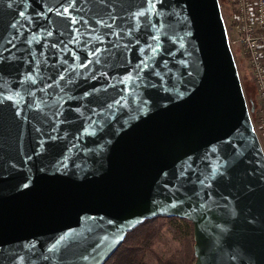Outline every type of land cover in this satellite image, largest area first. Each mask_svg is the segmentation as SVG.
I'll list each match as a JSON object with an SVG mask.
<instances>
[{"label": "water", "instance_id": "1", "mask_svg": "<svg viewBox=\"0 0 264 264\" xmlns=\"http://www.w3.org/2000/svg\"><path fill=\"white\" fill-rule=\"evenodd\" d=\"M256 106L219 0H0V264H105L160 216L264 264Z\"/></svg>", "mask_w": 264, "mask_h": 264}, {"label": "built area", "instance_id": "2", "mask_svg": "<svg viewBox=\"0 0 264 264\" xmlns=\"http://www.w3.org/2000/svg\"><path fill=\"white\" fill-rule=\"evenodd\" d=\"M236 63L246 64L256 89L254 128L264 151V0H219Z\"/></svg>", "mask_w": 264, "mask_h": 264}, {"label": "rangeland", "instance_id": "3", "mask_svg": "<svg viewBox=\"0 0 264 264\" xmlns=\"http://www.w3.org/2000/svg\"><path fill=\"white\" fill-rule=\"evenodd\" d=\"M243 87L249 102L255 97L256 89L243 60L237 61ZM130 239L137 244L143 259L148 264H163L174 257L184 264L186 256L194 253V237L191 238L192 224L177 217H158L144 224Z\"/></svg>", "mask_w": 264, "mask_h": 264}, {"label": "trees", "instance_id": "4", "mask_svg": "<svg viewBox=\"0 0 264 264\" xmlns=\"http://www.w3.org/2000/svg\"><path fill=\"white\" fill-rule=\"evenodd\" d=\"M250 101H252L253 103H256V98L253 97ZM160 217H164V216H160ZM156 218H158V217H154V218H150V219L145 220L144 223L137 226L133 231L129 232L127 234L123 244L116 250V252L109 258V260H107V262L105 264H148L143 259V256H142L143 254L139 251L137 244H130L129 239L134 234H136L138 231H142L144 228H141V227L144 224H146L147 222L154 220ZM167 218H170V217H167ZM177 218H179V217H177ZM182 219H186V218H182ZM186 220H188V219H186ZM189 222L193 226V223L191 221H189ZM190 234H191V238L193 241V237H194L193 236V228H191ZM195 259H196L195 255L192 252V253H190L189 256H186L184 264H193ZM163 264H180V263H178L177 259L174 257L173 259H170Z\"/></svg>", "mask_w": 264, "mask_h": 264}]
</instances>
